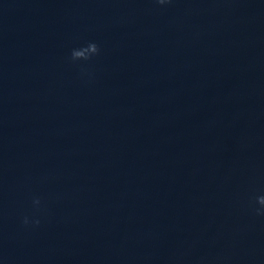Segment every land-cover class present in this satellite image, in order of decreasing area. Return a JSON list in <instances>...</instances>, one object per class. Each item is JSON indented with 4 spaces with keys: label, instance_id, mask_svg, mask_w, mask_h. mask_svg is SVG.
Listing matches in <instances>:
<instances>
[{
    "label": "water",
    "instance_id": "1",
    "mask_svg": "<svg viewBox=\"0 0 264 264\" xmlns=\"http://www.w3.org/2000/svg\"><path fill=\"white\" fill-rule=\"evenodd\" d=\"M261 193L264 0H0L2 264H264Z\"/></svg>",
    "mask_w": 264,
    "mask_h": 264
},
{
    "label": "clouds",
    "instance_id": "2",
    "mask_svg": "<svg viewBox=\"0 0 264 264\" xmlns=\"http://www.w3.org/2000/svg\"><path fill=\"white\" fill-rule=\"evenodd\" d=\"M154 4L157 6H165L170 3V0H153ZM100 49L96 41L89 40L85 43L69 49L66 56V61L68 63L76 64L80 63V67L83 69L86 67L87 62L92 58L96 57ZM84 76H90L91 73L82 71L81 73ZM31 208L33 212L30 214L21 215L19 218V223L22 227H36L40 224L41 218L35 213L41 211L43 204L41 197L38 195H33L30 200ZM248 206L250 212L255 216H264V193L256 194L254 197H249ZM2 264V261H0Z\"/></svg>",
    "mask_w": 264,
    "mask_h": 264
}]
</instances>
